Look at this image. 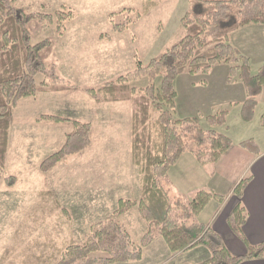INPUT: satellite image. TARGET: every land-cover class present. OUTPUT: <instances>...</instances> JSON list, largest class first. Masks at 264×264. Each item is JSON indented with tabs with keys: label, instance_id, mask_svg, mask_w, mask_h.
I'll return each instance as SVG.
<instances>
[{
	"label": "rangeland",
	"instance_id": "obj_1",
	"mask_svg": "<svg viewBox=\"0 0 264 264\" xmlns=\"http://www.w3.org/2000/svg\"><path fill=\"white\" fill-rule=\"evenodd\" d=\"M146 2L17 0L18 6L28 13L50 15L64 6L75 11L76 17L67 24L66 34L62 37L49 24L41 26L34 22L31 25L34 43L44 39L52 41L47 65L55 64L64 84L74 89L62 93H38L21 100L14 110L5 169L6 175L15 176L17 182L13 187L4 182L0 184V264L36 263L39 257H43L42 264H53L59 260L58 253L64 247L84 243L90 236L91 226L108 218L117 209L120 199L141 198V175L131 159L134 103H99L83 90L98 88L134 71L138 61L148 65L186 35L182 18L190 9V0H154L157 6L134 23L133 11H141ZM126 19L127 24L124 23ZM112 20L119 25L126 24V30L114 31ZM229 43L235 46L237 55L249 58L251 73L256 75L264 64V25L245 27L233 34ZM230 76L232 80L228 81ZM41 79L38 77V81ZM155 83L160 88L161 78L158 77ZM133 86L145 88L148 80L141 78ZM174 87L177 91L176 119L195 118L202 128L208 129V117L227 111L226 127L229 130L221 127L219 132L231 138L235 146L241 140L250 139L264 146V96L259 98L253 120L244 121L242 105L247 94L239 81L238 71L232 75L230 67L221 64L208 75L184 73L175 80ZM44 94H53L50 98L53 100L44 101L48 99L44 97H52ZM49 116L69 121L46 122L43 117ZM31 120L56 130L52 133L47 129H41L40 133L34 130L32 135L36 133V137H27ZM73 120L91 125V147L71 156L51 172L42 173L41 163L60 150L66 136L74 129ZM184 159L183 166L173 168L169 174L175 190L183 191L188 200L203 189L227 196L230 182H218L212 176L207 178L206 170L191 163L195 161L192 154H186ZM46 190L55 194L60 209H55L53 204L41 206L44 202L39 193ZM216 204V200H212L198 221L206 224ZM120 221L131 233L132 240L139 244L148 226L138 207L125 213ZM157 239L163 238L157 237L144 248L140 261L144 251ZM206 254L209 251L205 247H198L181 259L200 264L206 260ZM154 258V253L147 254L141 264H152ZM175 263L178 261L171 264Z\"/></svg>",
	"mask_w": 264,
	"mask_h": 264
},
{
	"label": "trees",
	"instance_id": "obj_2",
	"mask_svg": "<svg viewBox=\"0 0 264 264\" xmlns=\"http://www.w3.org/2000/svg\"><path fill=\"white\" fill-rule=\"evenodd\" d=\"M141 11H133L136 21L146 17L156 6L154 0H146ZM123 12H132L124 10ZM76 13L66 6L54 14L28 13L18 6L17 0H0V184L13 187L15 176L6 175L5 163L14 110L21 100L38 93H62L73 90L65 85L57 73L55 64L47 65L46 58L52 41L33 42L32 23L54 26L59 36L66 34L67 24ZM114 16H112L113 18ZM114 31L123 32L125 25L113 21ZM252 25H264V0L202 1L190 0V9L182 18L186 35L148 65L140 61L137 68L103 84L98 88L87 87L83 91L99 103H134L131 120V159L141 175V198L120 199L117 209L105 220L90 228V236L81 244H70L59 251V260L53 264H130L142 259L144 248L157 237L165 240L174 254L198 247H205L209 259L200 264H241L248 259L264 258V243L248 245L244 256L233 255L222 238L207 225L198 221L206 206L216 200L222 204L225 197L206 189L197 192L192 200L172 195L169 174L182 157L192 154L201 165L218 163L234 143L219 132L226 127L227 111L207 118L208 129L200 126L198 119H176L177 91L175 80L182 74L208 75L217 65L230 67V74L239 72V81L246 90L242 105V118L253 120L259 98L264 88V64L256 75L251 73L249 58L237 55L229 43L237 31ZM38 77H42L38 81ZM160 77V88L155 80ZM146 78L148 86L137 88L134 82ZM232 80V76L228 81ZM73 88V89H72ZM44 120L61 123L69 121L59 117H43ZM73 131L66 136L59 151L46 158L40 165L42 173L51 172L71 156L83 153L92 145L90 124L71 121ZM240 147L254 155L260 154L257 142L243 141ZM250 179L239 182L233 194L241 201ZM43 206L60 203L51 190L39 193ZM138 207L148 230L136 244L120 218ZM65 211V210H64ZM248 213L241 202L228 217L230 230L243 238V228ZM43 257L36 263L42 264Z\"/></svg>",
	"mask_w": 264,
	"mask_h": 264
},
{
	"label": "crops",
	"instance_id": "obj_3",
	"mask_svg": "<svg viewBox=\"0 0 264 264\" xmlns=\"http://www.w3.org/2000/svg\"><path fill=\"white\" fill-rule=\"evenodd\" d=\"M249 27L250 26L246 28ZM244 29L245 28L241 30ZM239 31L235 32L234 34H237ZM233 47L235 48V46ZM44 95L52 96L53 94H44ZM261 96H264V88ZM44 98H48V99H44V101L46 102H48L49 100H53L50 99L53 98V96L44 97ZM117 104L121 105L122 103H117ZM28 124L30 125L27 126L28 128H30V132L27 134V137H30L34 132V130L38 131L36 133H40L41 129H47L51 133L52 130H56V128L54 127L45 126V124L44 126L40 125V123L34 120H31ZM12 128H13V120H12L11 132H12ZM21 128L23 132L26 134L27 133L26 127L23 126ZM226 129L229 130V127H226ZM11 132H10L9 146L11 143ZM36 133H34L32 137L33 136L36 137ZM48 135L50 136L51 134ZM241 142H243V140H241L238 143V146H235L234 144V146L227 153H225L222 159L216 164L201 165L196 160L195 157H194L195 161L194 160L191 161V163L195 165L198 169L200 168V170L202 171L206 170L205 174L207 178H210V176H212L213 178H216L218 182H222V181L224 183L230 182L231 186L228 188L229 192L226 194L227 196H225L224 194L223 195L217 194L225 197L226 198L225 201L222 204L216 201L217 204L215 206V209L205 225H207L209 228L215 231L222 238L229 251L235 256L246 255L248 252V245L256 246L264 243V146H262L261 143H258L256 141L260 149V154L254 155L251 152L240 147L239 144ZM184 157L185 155L182 157L180 163L177 166H175L176 168L183 166L185 160ZM7 158L8 157L6 156V164H7ZM171 172L172 171H170V173ZM244 178H249L250 181L247 187L245 188L242 199L240 201L238 197L234 198V194L232 195V192L234 188L239 184V182H241V180H243ZM209 182L213 183V181H209ZM170 183H171L172 193L174 194L172 195L174 197H182V196L187 197L185 193L180 189L175 190V185L173 180L170 179ZM174 190L175 192H173ZM239 202L242 203V205L245 207L248 213V219L242 232L243 238H238L230 230L227 222L230 213L238 205ZM194 250H197V248L180 253L178 255H173L170 249L168 248L166 242L163 239H157L149 248H147L144 251V256L142 261L138 263H130V264H141L142 262H144V258H146V255L150 253H154L155 256L154 262L152 264H171L172 262L175 261H178V263L175 264H191L189 260L181 259V257ZM205 257L206 260L209 259L210 253L206 254ZM241 264H264V258L248 259Z\"/></svg>",
	"mask_w": 264,
	"mask_h": 264
}]
</instances>
